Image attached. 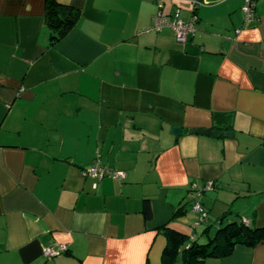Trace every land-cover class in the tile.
<instances>
[{"label":"crops","instance_id":"crops-1","mask_svg":"<svg viewBox=\"0 0 264 264\" xmlns=\"http://www.w3.org/2000/svg\"><path fill=\"white\" fill-rule=\"evenodd\" d=\"M49 1L0 0V264H166L165 224L264 227V0H59L81 13L55 44ZM207 262L264 264V240Z\"/></svg>","mask_w":264,"mask_h":264},{"label":"trees","instance_id":"trees-1","mask_svg":"<svg viewBox=\"0 0 264 264\" xmlns=\"http://www.w3.org/2000/svg\"><path fill=\"white\" fill-rule=\"evenodd\" d=\"M81 9L59 0H50L46 12V20L50 28V41L55 44L62 39L75 25L79 18ZM144 212L146 218L152 217L149 200L144 201ZM222 218L224 221V218ZM164 232L167 236V245L164 250L166 264L174 261L182 245L184 246L183 260L185 264H210L209 258H223L229 256L238 244L256 245L264 240V227H250L245 222H231L218 228L213 233L206 234L207 242L193 239L188 245L189 235L169 227L165 224ZM186 244V245H185Z\"/></svg>","mask_w":264,"mask_h":264},{"label":"built area","instance_id":"built-area-1","mask_svg":"<svg viewBox=\"0 0 264 264\" xmlns=\"http://www.w3.org/2000/svg\"><path fill=\"white\" fill-rule=\"evenodd\" d=\"M256 1L257 0H245L244 4L242 5V10L247 20H252L256 15ZM165 27H170L174 31L178 42L185 43L187 41L188 35L196 30V19L192 18L191 20L186 21L178 16L169 19L162 13L157 14L154 18L152 29L162 30ZM82 173L84 175L96 176L99 179H102L105 176H125V173L122 171L109 167H104L98 163H95L85 168ZM212 187L213 182H208L204 186L195 185L192 189V196L195 199L193 209L200 216V219L197 223L205 221L207 218V210L203 206L202 202L197 199V197L200 196L206 189H210ZM64 251H66V247L62 245H60L59 247L49 245L44 248V254L50 258L58 256Z\"/></svg>","mask_w":264,"mask_h":264},{"label":"water","instance_id":"water-1","mask_svg":"<svg viewBox=\"0 0 264 264\" xmlns=\"http://www.w3.org/2000/svg\"><path fill=\"white\" fill-rule=\"evenodd\" d=\"M181 130H182V128H180V127H172L171 128V133L172 134H175V135H178V134H180L181 133ZM192 131H194V132H196V131H198V129H193ZM203 132H205V133H207V134H209L210 133V130H208V129H206V130H203ZM213 132V134L216 136V135H221V134H224V135H226V136H232L233 134V131H231V130H227V131H220V130H213L212 131Z\"/></svg>","mask_w":264,"mask_h":264},{"label":"rangeland","instance_id":"rangeland-1","mask_svg":"<svg viewBox=\"0 0 264 264\" xmlns=\"http://www.w3.org/2000/svg\"><path fill=\"white\" fill-rule=\"evenodd\" d=\"M232 199V198H231ZM219 204H222V203H219ZM214 212H216V209L213 211V213ZM191 216H193V214L191 213ZM211 223V222H210ZM209 223V224H210ZM191 228L193 229V232L195 233V234H197L196 233V229L191 225ZM200 228V229H199ZM198 230H199V232H200V234H199V238H198V241H200V242H207L208 240H206L207 239V237H206V234H204L203 233V231H204V225H201V226H199L198 228H197ZM215 231V230H214ZM179 264H182L181 262L179 263Z\"/></svg>","mask_w":264,"mask_h":264}]
</instances>
